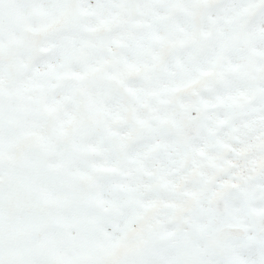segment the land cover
Masks as SVG:
<instances>
[{
	"label": "snow or ice",
	"instance_id": "obj_1",
	"mask_svg": "<svg viewBox=\"0 0 264 264\" xmlns=\"http://www.w3.org/2000/svg\"><path fill=\"white\" fill-rule=\"evenodd\" d=\"M0 264H264V0H0Z\"/></svg>",
	"mask_w": 264,
	"mask_h": 264
}]
</instances>
